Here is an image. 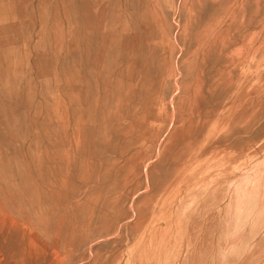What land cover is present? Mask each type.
Segmentation results:
<instances>
[{
    "label": "rangeland",
    "instance_id": "obj_1",
    "mask_svg": "<svg viewBox=\"0 0 264 264\" xmlns=\"http://www.w3.org/2000/svg\"><path fill=\"white\" fill-rule=\"evenodd\" d=\"M79 261L264 264V0H0V264Z\"/></svg>",
    "mask_w": 264,
    "mask_h": 264
},
{
    "label": "bare ground",
    "instance_id": "obj_2",
    "mask_svg": "<svg viewBox=\"0 0 264 264\" xmlns=\"http://www.w3.org/2000/svg\"><path fill=\"white\" fill-rule=\"evenodd\" d=\"M223 1H225V0H223ZM226 3V2H225ZM230 53H232V52H230ZM178 71V70H177ZM118 105V104H117ZM118 107V106H117ZM119 120V119H118ZM81 141V140H80ZM69 154V153H68ZM67 156H69V155H67ZM71 156V155H70ZM60 172V171H59ZM52 185V184H51ZM64 191V190H63ZM73 192V191H72ZM67 193V192H66ZM61 194V193H60ZM64 194V193H63ZM237 195H238V193H237ZM67 196V195H66ZM65 200V199H64ZM108 203V202H107ZM64 205V204H63ZM76 208H77V206H76ZM108 208V207H107ZM44 209V208H43ZM60 209V208H59ZM232 209V208H231ZM62 210V209H61ZM235 210V209H234ZM229 211H231V210H229ZM40 212V211H39ZM53 212V211H52ZM33 213V212H32ZM65 214V213H64ZM229 216H231V215H229ZM82 218V217H81ZM54 219V218H53ZM229 219V218H228ZM168 222V221H167ZM231 222V221H230ZM235 222V221H234ZM34 223V222H33ZM54 224V223H53ZM229 224V223H228ZM34 225V224H33ZM52 225V224H51ZM58 225V224H57ZM67 226V225H66ZM44 227V226H43ZM46 227V226H45ZM54 227V226H53ZM60 227V226H59ZM62 227V226H61ZM68 227V226H67ZM230 228V225L229 226H227V229H229ZM63 229V228H62ZM53 230V229H52ZM60 231V230H59ZM230 231H231V229H230ZM75 232V231H74ZM78 232V231H77ZM110 237V236H109ZM35 238V237H34ZM108 238V237H107ZM106 238V239H107ZM105 239V240H106ZM94 240V239H93ZM126 240H128V239H126ZM95 242V241H94ZM125 242V241H124ZM65 245V244H64ZM90 245H92V244H90ZM89 245V246H90ZM145 246V245H144ZM58 247H60V246H58ZM85 247H83V249H84ZM52 249V248H51ZM60 249V248H59ZM193 249V248H192ZM68 250V249H67ZM93 250V249H92ZM204 250V249H203ZM80 251V250H79ZM91 251V250H90ZM89 251V252H90ZM120 251V250H119ZM180 251V250H179ZM205 251V250H204ZM220 251V250H219ZM230 251V250H229ZM69 252V251H68ZM144 252V251H143ZM207 252V251H206ZM243 252V251H242ZM168 253V252H167ZM203 253V252H202ZM230 253V252H229ZM228 253V254H229ZM87 254V253H86ZM89 254V253H88ZM140 254V253H139ZM190 255H191V253H190ZM189 255V256H190ZM230 255V254H229ZM231 255H232V253H231ZM242 255V254H241ZM32 256H38V254H32L31 252H29V253H24L23 254V257H29V258H31ZM90 256H92V255H90ZM199 256V255H198ZM208 256V255H207ZM243 256V255H242ZM250 256V255H249ZM69 257V256H68ZM220 257V256H219ZM88 258H90V257H88ZM152 258V257H151ZM176 258V257H175ZM183 259H184V256L182 257ZM196 258H197V256H196ZM211 258H213V257H211ZM218 258V257H217ZM57 259V257H55L54 258V261ZM155 259V258H154ZM153 259V260H154ZM216 259V258H215ZM229 259V258H228ZM71 260V259H70ZM78 260H80V259H78ZM202 260V259H201ZM225 260V259H224ZM227 260V259H226ZM250 260V259H249ZM47 261V260H46ZM87 261H89V259L87 260ZM160 261V260H159ZM197 261V260H196ZM199 261V260H198ZM232 261V260H231ZM81 262H82V260H81ZM206 262V261H205ZM216 262V261H215ZM224 262V261H223ZM8 263V262H7ZM13 263V262H12ZM83 263V262H82ZM200 263V262H199ZM212 263H214V262H212ZM78 264H80V261H79V263ZM146 264H148V263H146ZM174 264V263H173ZM216 264V263H215Z\"/></svg>",
    "mask_w": 264,
    "mask_h": 264
}]
</instances>
